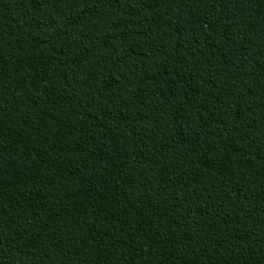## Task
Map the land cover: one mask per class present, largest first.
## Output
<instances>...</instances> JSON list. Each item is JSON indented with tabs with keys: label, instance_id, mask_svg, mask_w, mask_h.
I'll return each mask as SVG.
<instances>
[{
	"label": "trees",
	"instance_id": "1",
	"mask_svg": "<svg viewBox=\"0 0 264 264\" xmlns=\"http://www.w3.org/2000/svg\"><path fill=\"white\" fill-rule=\"evenodd\" d=\"M264 0H0V264H264Z\"/></svg>",
	"mask_w": 264,
	"mask_h": 264
},
{
	"label": "rangeland",
	"instance_id": "2",
	"mask_svg": "<svg viewBox=\"0 0 264 264\" xmlns=\"http://www.w3.org/2000/svg\"><path fill=\"white\" fill-rule=\"evenodd\" d=\"M264 37V36H263Z\"/></svg>",
	"mask_w": 264,
	"mask_h": 264
}]
</instances>
